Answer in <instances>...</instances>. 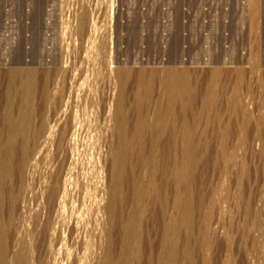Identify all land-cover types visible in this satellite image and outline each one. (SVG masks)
Returning <instances> with one entry per match:
<instances>
[{
    "label": "rangeland",
    "instance_id": "374dc122",
    "mask_svg": "<svg viewBox=\"0 0 264 264\" xmlns=\"http://www.w3.org/2000/svg\"><path fill=\"white\" fill-rule=\"evenodd\" d=\"M54 260L264 264V0H0V264Z\"/></svg>",
    "mask_w": 264,
    "mask_h": 264
},
{
    "label": "bare ground",
    "instance_id": "6f19581e",
    "mask_svg": "<svg viewBox=\"0 0 264 264\" xmlns=\"http://www.w3.org/2000/svg\"><path fill=\"white\" fill-rule=\"evenodd\" d=\"M89 27H90V26H89ZM89 27H88V28H89ZM91 28H92V27H91ZM83 31H84V30H83ZM84 32H85V31H84ZM87 34H89V32H88ZM84 35H85V34H84ZM94 40H95V39H94ZM95 46H96V45H95ZM89 48H90V47H89ZM83 51H84V50H83ZM85 51H86V50H85ZM83 55H85V54H83ZM82 57H83V56H82ZM86 58H87V57H86ZM82 60H83V59H82ZM94 64H95V63H94ZM100 64H101V63H100ZM105 64H106V63H105ZM97 66H98V65H97ZM109 67H110V66H109ZM77 68H78V67H77ZM79 68H80V67H79ZM100 68H101V67H100ZM75 72H77V70H76ZM75 72H74V73H75ZM77 73H78V72H77ZM60 75H62V74H60ZM68 75H69V74H68ZM74 75H75V74H74ZM89 75H90V74H89ZM100 75H101V74H100ZM111 75H113V74H111ZM80 76H81V75H80ZM60 77H61V76H60ZM62 77H63V76H62ZM71 78H72V77H71ZM97 78H98V77H97ZM64 79H65V78H64ZM73 79H74V78H73ZM85 80H86V79H85ZM67 81H68V80H67ZM72 81H73V80H72ZM75 81H76V80H75ZM77 82H78V81H77ZM87 82H88V81H87ZM65 83H66V82H65ZM70 84H71V83H70ZM74 84H75V83H74ZM84 84H85V83H84ZM86 84H87V83H86ZM86 84H85V85H86ZM98 84H99V83H98ZM67 85H68V84H67ZM65 86H66V85H65ZM99 86H100V85H99ZM99 86H98V88H99ZM101 87H102V86H101ZM72 88H73V86H72ZM77 88H78V87H77ZM86 88H87V87H86ZM89 88H90V87H89ZM75 89H76V88H75ZM83 89H84V88H83ZM92 89H93V88H92ZM85 90H86V89H85ZM85 90H84V91H85ZM94 90H95V89H94ZM68 91H69V90H67V92H68ZM81 91H82V90H81ZM91 91H92V90H91ZM101 91H102V90H101ZM64 92H65V91H64ZM69 92H71V91H69ZM76 92H77V90H76ZM82 92H83V91H82ZM82 92H81V93H82ZM57 93H58V92H57ZM61 93H62V92H61ZM61 93H60V94H61ZM85 93H86V91H85ZM93 93H94V92H93ZM109 93H110V91H109ZM71 94H73V92H71ZM71 94H70V93H69V94L67 93V95H71ZM78 94H79V92H78ZM83 94H84V93H83ZM83 94H81V95H83ZM87 94H88V93H87ZM95 94H96V93H95ZM81 95H78V97H80ZM55 96H56V95H55ZM58 96H59V94H58ZM65 96H66V95H65ZM73 96H74V95H73ZM76 96H77V95H76ZM113 96H114V95H113ZM60 97H61V96H60ZM63 97H64V95H63ZM69 97H70V96H69ZM74 97H75V96H74ZM87 97H88V96H87ZM89 97H90V96H89ZM99 97H100V96H99ZM84 98H85V97H84ZM92 98H93V97H92ZM113 98H114V97H113ZM113 98H112V100H113ZM67 99H68V97H67ZM73 99L75 100V98H73ZM76 99H77V98H76ZM78 99H79V98H78ZM108 99H109V98H108ZM74 100L72 101V97H71V101L74 102ZM93 100H94V99H93ZM93 100H92V101H93ZM97 100H98V99H97ZM103 100H105V99H103ZM106 100H107V99H106ZM77 101H79V100H77ZM77 101H76V103H77ZM81 101H83V100H81ZM90 101H91V100H90ZM109 101H110V100H109ZM69 102H70V101H69ZM69 102H67V103H69ZM96 102H97V101H96ZM103 102H104V101H103ZM103 102H101V103H103ZM111 102H112V101H111ZM111 102H110V104H111ZM60 103H61V102H60ZM80 103H81V102H80ZM86 103H87V102H86ZM90 103H91V102H90ZM98 103H99V101H98ZM105 103H106V102H105ZM63 104H65V103H63ZM94 104H95V103H94ZM103 104H104V103H103ZM82 105H83V104H82ZM86 105H87V104H86ZM86 105H85V106H86ZM96 105H97V104H96ZM108 105H109V104H108ZM63 106H64V105H63ZM66 106H67V105H66ZM69 106H70V105H69ZM79 106H80V105H79ZM90 106H91V105H90ZM94 106H95V105H94ZM97 106H98V105H97ZM105 106H106V105H105ZM59 107H62V106H59ZM77 107H78V106H77ZM107 107H110V106H107ZM68 108H69V107H68ZM68 108H67V109H65V107H62V108H60V109L58 108L57 113H55L56 115H55V117L53 118L54 120L52 119V120L55 122V125L53 124L54 126L51 127L48 131L45 130V131H47V132H46L47 135L45 134V135H46V139H45V136H43L44 139L46 140V144H45V146H47V143H48V142H51L50 144H52V142L55 141L54 139H57V138H55V137H56L57 133H58L60 130H61V132H62V128L64 129V130H63V137H64V139H63V138H62V139L64 140V143H65V144H64V143H62V144H64V145L66 146V148H68V150L65 149L66 151H69V149L71 150V147L73 148L74 146L76 147V146H79V145H80L79 143H78L79 145H76L77 142L79 141V139L81 138V136L79 135V132L81 131V129L78 130V127H77V125H76V121L74 120L75 118L73 119L74 122H71V121H70L69 123H68V122L65 123V122H66L65 119L67 118V117H66V110H68ZM84 108H85V107H84ZM69 109H70V108H69ZM73 109H74V108H73ZM95 109H97V108H95ZM108 109H111V108H108ZM81 110H82V109H81ZM84 110H85V109H84ZM91 110H92V108H91ZM71 111H72V110H71ZM71 111H70V113H71ZM86 111H87V110H86ZM92 111H93V110H92ZM101 111H102V110H101ZM104 111H105V110H104ZM79 112H81V111H79ZM93 112H94V111H93ZM110 112L112 113V110H111ZM110 112H109V113H110ZM67 113H69V111H68ZM87 113H88V112H87ZM87 113H86V116L88 115ZM89 113H90V112H89ZM99 113H100V112H99ZM103 113L105 114V112H103ZM75 114H76V113H75ZM75 114H74V115H75ZM77 114H78V113H77ZM90 114H91V113H90ZM90 114H89V115H90ZM92 114H93V113H92ZM95 114H96V113H95ZM104 114H103V116H104ZM68 115H69V114H68ZM68 115H67V116H68ZM74 115H73V117H75ZM78 115H79V114H78ZM89 115H88V116H89ZM110 115H111V114H110ZM71 116H72V114H71ZM79 116L82 117V115H79ZM86 116L84 115V117H86ZM92 117H93V116H92ZM99 117H100V116H99ZM104 117H105V116H104ZM110 117H111V116H109V118H110ZM71 118H72V117H71ZM86 118H87V117H86ZM105 118H106V117H105ZM109 118H106V120H107L106 122L109 121V120H108ZM67 119H68V118H67ZM82 119H83V118H82ZM95 119H96V118H95ZM102 119H103V118H102ZM49 120H50V119H49ZM68 120H69V119H68ZM73 120H72V121H73ZM79 120H80V119H79ZM77 121H78V120H77ZM80 121L82 122L83 120H80ZM92 121H93V120H92ZM98 121H99V120H98ZM86 122H87V121H86ZM86 122H83V123H86ZM100 122H101V121H100ZM104 122H105V121H104ZM49 123H50V121H49ZM51 123H53V122H51ZM77 123H78V122H77ZM98 123H99V122H97V124H98ZM109 123H110V121H109ZM79 124H80V123H78V126H79ZM100 124H101V123H100ZM63 125H65V126L63 127ZM84 125H86V124H84ZM87 125H88V124H87ZM104 125H106V124H104ZM89 126H90V124H89ZM99 126H100V125H99ZM101 126H103V125H101ZM49 127H50V126H49ZM80 127H82V124H81ZM91 127H92V126H91ZM83 128H84V127H83ZM86 128H87V127H86ZM108 128H109V127H108ZM45 129H48V128H45ZM88 129H89V128H88ZM104 129H105V128H104ZM106 129H107V128H106ZM83 130H84V129H83ZM83 130H82V131H83ZM84 131H85V130H84ZM86 131H88V130H86ZM93 132L95 133V131H93ZM99 132H100V131H99ZM105 132H106V131H105ZM84 133H85V132H84ZM89 133H90V132H89ZM81 134H83V133L81 132ZM102 134H103V133H102ZM83 135H84V134H83ZM87 135L90 136L89 134H87ZM87 135H86V136H87ZM103 135H104V134H103ZM105 135H106V134H105ZM79 136H80V138H79ZM84 136H85V135H84ZM86 136H85V137H86ZM95 137H96V135H95ZM44 139H42V142H45V141H43ZM84 139H85V138H83V141H84ZM63 140H62V141H63ZM88 141H90V140H88ZM103 141H104V140H103ZM55 142H56V141H55ZM57 142H58V140H57ZM85 142H86V140H85ZM85 142H84V143H85ZM90 142H91V141H90ZM101 142H102V140H101ZM38 143H39V142H38ZM94 143H95V142H94ZM50 144H48V145H50ZM58 144H59V143H58ZM81 144H82V143H81ZM87 144H88V143H87ZM97 144H98V143H97ZM53 145H54V144H53ZM93 145H94V144H93ZM38 146H39V145H38ZM40 146H41V144H40ZM42 146H43V148H44L43 143H42ZM58 146H60V145H58ZM89 146H90V145H89ZM89 146H88V147H89ZM48 147H49V146H48ZM53 147H56V146H53ZM79 147H80V146H79ZM81 147H85V146L82 145ZM43 148L39 149L40 152L37 154L36 158H34V160H35L36 162L38 161L39 158H41V156H42V154H43V152H41V151H43V150H42ZM45 148H46V147H45ZM49 148H50V147H49ZM58 148H60V147H58ZM93 148H94V147H93ZM100 148H101V147H100ZM50 149H51V148H50ZM54 149H55V148H54ZM82 149H83V148H82ZM82 149H81V150H80V149H77V150H80V152H81ZM91 149H92V148H91ZM46 150H47V149H46ZM46 150L44 149L45 152H46ZM58 150H59V149H58ZM73 150L76 152L75 148H74ZM73 150H72V151H73ZM89 150H90V149H89ZM37 151H38V150H37ZM49 151L52 153V151H54V150H52V151L49 150ZM63 151H64V150H63ZM86 151H88V150H86ZM100 151H101V150H100ZM59 152H60V151H59ZM78 152H79V151H78ZM84 152H85V150H84ZM84 152H83V153H84ZM90 152H91V151H90ZM93 152H94V150H93ZM102 152H103V151H102ZM65 153H67V152H65ZM71 153H72V152H71ZM96 153H97V152H96ZM34 154H35V153H34ZM44 154H45V153H44ZM44 154H43V157H42V158L45 157ZM46 154H47V153H46ZM49 154H50V153H49ZM69 154H70V153H69ZM80 154H81V153H80ZM80 154H79V155H80ZM94 154H95V153H94ZM101 154L103 155V153H101ZM75 155H76V154H75ZM46 156H47V155H46ZM48 156H49V155H48ZM54 156H55V155H54ZM34 157H35V155H34ZM50 157H51V156H50ZM50 157H49V158H50ZM55 157H56V156H55ZM58 157H59V155H58ZM60 157H62V156H60ZM69 157H70V158H69ZM69 157H68V159H66V161H68V168H67L66 172H64V170L62 171V169H61L62 173H65V174H66V178H64L63 180H61V181H63V182L60 184V185H62V189L59 191V195H60L59 197H60V198H56V199H59V200H57V201H58V207H59V210H60L61 207H62L61 210H63V202H64V200H67V199H65V198L69 196V195H68V190H67V188H68V187H67V186H68V178H70V176H72V174H73V172H74V170H75V168H76V166H77V162H76L74 159L77 158L78 156L75 157V156H73V155H70ZM73 157H75V158H73ZM80 157H81V156H80ZM82 157H84V156H82ZM102 158H103V157H102ZM30 159H31V158H30ZM45 159H46V158H45ZM50 159H51V158H50ZM52 159H53V158H52ZM62 159H63V157H62ZM77 159L80 160V158H77ZM77 159H76V160H77ZM95 159H96V158H95ZM32 160H33V159H32ZM32 160H31V161H32ZM42 160H44V159H42ZM46 160H47V159H46ZM81 160H82V163H85V164H86L85 161L83 162V158H82ZM90 160H91V158H90ZM96 160H98V159H96ZM29 161H30V160H29ZM31 161H30V162H31ZM35 161H34L33 163H31L33 167L36 166V162H35ZM39 161H40V160H39ZM39 161H38V162H39ZM44 161H45V160H44ZM63 161H64V160H63ZM63 161L61 162L60 165H62ZM77 161H78V160H77ZM86 161H87V160H86ZM99 161H100V160H99ZM99 161H98V164H100ZM40 162H41V161H40ZM42 162H43V161H42ZM42 162L39 163V164H42ZM48 162H49V161H48ZM92 162L95 163L94 161H92ZM92 162H91V163H92ZM43 163H44V162H43ZM53 163H54V162H53ZM57 163H58V162H57ZM65 163H66V162H65ZM88 163H89V162H88ZM88 163H87V165H90V164H91V163H89V164H88ZM93 163H92V164H93ZM46 164H47V163H46ZM78 164H79V163H78ZM80 164H81V163H80ZM92 164H91V165H92ZM29 165H30V164H29ZM37 165H38V163H37ZM54 165H55V164H54ZM54 165H53V166H54ZM58 165H59V163L57 164V166H58ZM60 165H59V166H60ZM94 165H95V164H94ZM94 165H93V166H94ZM39 166H40V165H39ZM39 166H38V167H39ZM98 166H100V165H98ZM29 167L32 169L31 166H29ZM50 167H52V164L50 165ZM50 167H49V168H50ZM83 167H85V166H83ZM95 167H97V166L95 165ZM95 167H94V168H95ZM39 168H41V167H39ZM54 168H55V167H54ZM57 168H58V167H57ZM90 168H91V167H90ZM37 169H38V168H37ZM47 169H48V168H47ZM47 169H46V170H47ZM58 169H60V167H59ZM63 169H64V168H63ZM92 169H93V168H92ZM33 170H34V169H33ZM44 170H45V169H44ZM54 170H56V169H54ZM80 170H81V169H80ZM39 171H40V170H39ZM61 171H60V172H61ZM76 171H78L77 168H76ZM99 171H100V170H99ZM40 172H41V171H40ZM42 172H43V170H42ZM48 172H49V171H48ZM51 172H52V171H51ZM51 172H49V173L51 174ZM58 172H59V170H58ZM102 172H103V171H102ZM30 173H31V172H30ZM52 173H53V172H52ZM68 173H70V175H67ZM79 173H80V171H79ZM60 174H61V173H60ZM60 174H59V175H60ZM92 174H93V173H92ZM94 174H95V173H94ZM102 174H103V173H102ZM52 175H53V174H52ZM61 175H62V174H61ZM99 175H101L100 172H99ZM99 175H98V176H99ZM47 176H48V175H47ZM53 176H54V175H53ZM63 176H65V175H63ZM73 176H74V175H73ZM60 177H62V176H60ZM60 177H59V176H56V178H60ZM76 178H77V177H76ZM49 179H50V178H49ZM54 179H55V178H54ZM54 179H53V180H54ZM72 179L74 180V178H72ZM98 179H99V178H98ZM102 179H103V178H102ZM50 180H51V179H50ZM69 180H70V179H69ZM56 181H57V180H56ZM61 181H60V182H61ZM38 182H39V181H38ZM51 182H52V181H51ZM51 182H50V183H51ZM58 182H59V181H58ZM60 182H59V183H60ZM52 183H53V182H52ZM95 183H98V182L96 181ZM46 184H47V182H46ZM53 184H54V183H53ZM53 184H52V185H53ZM84 184H85V182H84ZM57 185L60 186L59 184H57ZM71 185H72V184H71ZM71 185H70V188H71ZM74 185H76V184H74ZM74 185H72V188H73V189H74V187H73ZM96 185H97V184H96ZM98 185H99V183H98ZM98 185H97V186H98ZM48 186H49V185H48ZM54 186H55V184H54ZM103 186H104V184H103ZM55 187H56V186H55ZM98 187H99V186H98ZM101 187H102V186H101ZM60 188H61V187H60ZM39 189H40V188H39ZM47 189H48V187H47ZM47 189H46V191H47ZM73 189H71V190H73ZM94 189H95V188H94ZM103 189H104V188H103ZM103 189H102V190H103ZM54 190H55V188H54ZM56 190H59V189H56ZM71 190H70V191H71ZM96 190H97V189H96ZM33 191H34V190H33ZM44 191H45V190H44ZM52 191H53V190H52ZM97 191H98V190H97ZM54 192H56V191H54ZM89 192H90V191H89ZM39 193H40V192H39ZM97 193H98V192H97ZM34 194H35V193H34ZM55 194H56V193H55ZM57 194H58V192H57ZM69 194H70V193H69ZM84 194H85V193H84ZM88 194H90V193H88ZM29 195H30V194H29ZM35 195H36V194H35ZM67 195H68V196H67ZM73 195H74V193H73ZM76 195H77V194H76ZM78 195H79V194H78ZM78 195H77V196H78ZM24 196H25V195H24ZM57 196H58V195H57ZM96 196H97V195H96ZM50 197H51V196H50ZM52 197H53V196H52ZM52 197H51V198H52ZM69 197H71V196H69ZM91 197H92V196H91ZM31 198H33V197H31ZM36 198H38V197H36ZM43 198H44V197H43ZM89 198H90V197H89ZM96 198H97V197H96ZM47 199H48V198H47ZM52 199H54V198H52ZM52 199H51V200H52ZM68 199H69V198H68ZM75 199H78V198H75ZM82 199H83V198H82ZM97 199H98V198H97ZM99 199H100V198H99ZM54 200H55V199H54ZM54 200H53V202L56 201V200H55V201H54ZM72 200H73V199H72ZM85 200H86V198H85ZM89 200H90V199H89ZM101 200H102V199H101ZM101 200H100V201H101ZM38 201H39V200H38ZM41 201H42V199H41ZM83 201H84V200H83ZM100 201H99V202H100ZM67 202H68V201H67ZM97 202H98V201H97ZM101 202L103 203L104 201L102 200ZM34 203H35V200H34ZM41 203H42V202H41ZM45 203H46V202H45ZM51 203H52V202H51ZM51 203H50V205L53 206V204H51ZM68 203H69V202H68ZM70 203H71V202H70ZM54 204H55V203H54ZM64 204H66V208H67V203L64 202ZM71 204H72V203H71ZM71 204H70V207H71ZM73 204H74V203H73ZM94 204H95V203H94ZM105 204H106V203H105ZM27 205H28V204H27ZM56 205H57V204H56ZM56 205H55V206H56ZM84 205H85V204H84ZM81 206H82V205H81ZM95 206H96L97 208H100V207L102 206V204L97 203V205H95ZM25 207H26V206H25ZM38 207H39V206H38ZM53 207H54V206H53ZM78 207H80V206H78ZM84 207H85V206H84ZM34 208H35V207H34ZM36 208H37V207H36ZM56 208H57V207H56ZM90 208H91V206H90ZM48 209H49V208H48ZM53 209H55V208H53ZM57 209H58V208H57ZM57 209H55V210L57 211ZM68 209H70V208H68ZM73 209H74V208H73ZM51 210H52V208L50 209V211H51ZM55 210H52V211H55ZM82 210H83V209H82ZM82 210H81V211H82ZM96 210H97V209H96ZM101 210H102V209H99V211H101ZM52 211H51V212H52ZM56 211H55V212H56ZM63 211H64V213H65V210H63ZM99 211L97 210V212H99ZM37 212H38V211H37ZM46 212H47V211H46ZM57 212H58V211H57ZM88 212H89V211H88ZM71 213H72V212H71ZM52 214H55V213H52ZM56 214H58V213H56ZM59 214H60V213H59ZM62 214H63V213H62ZM104 214H105V213H104ZM99 215H101V214H99ZM99 215H98V216H99ZM35 216H36V215H35ZM51 216H53V215H51ZM57 216H58V215H57ZM66 216H67V215H66ZM83 216H84V215H83ZM58 217H59V216H58ZM64 217H65V216H64ZM72 217H73V216H72ZM72 217H71V218H72ZM99 217H100V216H99ZM38 218H39V217H38ZM43 218H44V217H43ZM52 218L54 219L55 217H52ZM52 218H51V219H52ZM67 218H68V217H67ZM69 218H70V217H69ZM77 218H78V217H77ZM77 218H76V219H77ZM87 218H89V217H87ZM44 219H45V218H44ZM48 219H49V218H48ZM59 219H60V218H59ZM59 219H58V220H59ZM61 219H62V217H61ZM61 219H60L59 221H61ZM37 220H38V219H37ZM37 220H36V221H37ZM45 220H46V219H45ZM56 220H57V219H56ZM58 220H57V221H58ZM64 220H65V219H64ZM70 220H71V219H70ZM70 220H69V221H70ZM72 220H73V219H72ZM84 220H85V219H84ZM40 221H41V220H40ZM59 221H58V222H59ZM65 221H66V220H65ZM78 221H79V220H78ZM80 221H81V219H80ZM85 221H86V220H85ZM89 221H90V219H89ZM53 222H54V221H53ZM53 222H52L51 224H54ZM61 222H62V221H61ZM61 222H60V223H61ZM66 222H67V221H66ZM66 222H65V223H66ZM81 222H83V221H81ZM95 222H96V221H95ZM34 223H35V222H34ZM38 223H39V222H38ZM63 223H64V222H62V224H63ZM70 223H71V222H70ZM72 223H74V222H72ZM85 223H86V222H85ZM93 223H94V222H93ZM55 224H56V223H55ZM55 224H54V226H55ZM57 224H58V223H57ZM81 224H82V223H81ZM81 224H80V225H81ZM83 224H84V223H83ZM66 225H69V222H68ZM75 225H76V224H75ZM77 225H78V224H77ZM87 225H88V224H87ZM25 226H26V223H25ZM36 226H37V225H36ZM38 226H39V224H38ZM38 226H37V227H38ZM97 226H98V225H96V227H97ZM33 227H34V226H33ZM41 227H42V226H41ZM52 227H53V226H52ZM58 227H60V226L58 225ZM58 227H57V229H58ZM62 227H63V226H61V228H62ZM70 227H71L72 229H74V228L71 226V224L69 225V228H70ZM74 227H76V226H74ZM81 227H82V226H80V228H81ZM96 227H95V228H96ZM54 228H56V227H54ZM67 228H68V227H67ZM69 228H68V229H69ZM78 228H79V226H78ZM35 229H36V228H35ZM51 229H52V228H51ZM68 229H67V230H68ZM72 229H71L70 231H72ZM75 229L77 230V228H75ZM81 229H83V228H81ZM81 229H80V230H81ZM96 229H98V228H96ZM28 230H29V229H28ZM60 230H61V229H60ZM76 230H75V231H76ZM92 230H93V229H92ZM29 231H30V230H29ZM34 231H35V230H34ZM48 231L55 232V231H58V230H55V229H54V231H53V230H48ZM77 231H78V230H77ZM77 231H76V232H77ZM81 231H82V230H81ZM90 231H91V230H90ZM39 232H40V231H39ZM60 232H62V231H60ZM72 232H73V231H72ZM72 232H71L69 235H71ZM78 232H79V231H78ZM28 233H29V232H28ZM47 233H50V232H47ZM62 233H63V232H62ZM73 233H74V232H73ZM51 234H52V233H50V236L53 237L54 234H53V235H51ZM57 234H58V233H57ZM74 234H75V233H74ZM76 234H77V233H76ZM47 235H48V234H47ZM55 235H56V234H55ZM55 235H54V238H55ZM58 235H59V234H58ZM60 235H61V233H60ZM66 235H67V232H66ZM78 235H79V233H78ZM50 236H49V239L52 238V237H50ZM67 236H68V235H67ZM84 236H85V235H84ZM84 236H83V237H84ZM95 236H96V235H95ZM60 237H61V236H60ZM79 237H80V235H79ZM61 238H64V237H61ZM61 238H60V239H61ZM72 238H73V237H72ZM88 238H89V237H88ZM45 239H46V238H45ZM55 239H57V238H55ZM85 239H86V238L84 237V240H85ZM66 240H67V239H66ZM70 240H71V239H70ZM78 240H79V239H78ZM87 240H88V239H87ZM47 241H48V240H47ZM51 241L54 242V241H56V240H54V241L51 240ZM51 241H49V242H51ZM58 241H59V240H58ZM74 241H75L76 243H79V242H77L76 239H75ZM62 242H63V240H62ZM70 242H71V241H70ZM75 242H74V243H75ZM90 242H91V241H90ZM59 243H60V242H59ZM59 243H58V245H59ZM63 243H65V239H64V242H63ZM76 243H75V244H76ZM82 243H83V242H82ZM49 244H51V243H49ZM49 244H48V245H49ZM55 244H56V242H55ZM80 244H81V242H80ZM80 244H76V245H77L76 247H78V245H80ZM94 244H95V242H94ZM97 244H98V243H97ZM27 245H28V244H27ZM53 245H54V243H53ZM53 245H52V246H53ZM58 245H57V246H58ZM70 245H71V244H70ZM84 245H86V242H85ZM50 246H51V245H50ZM52 246H51V247H52ZM60 246H61V245H60ZM81 246H82V245H81ZM86 246H87V245H86ZM86 246H85V247H86ZM88 246H89V245H88ZM90 246H91V245H90ZM45 247H46V246H45ZM51 247H50V248H51ZM61 247H62V246H61ZM67 247H68V246H67ZM82 247H83V246H82ZM53 248H54V247H53ZM80 248H81V247H80ZM86 248H88V247H86ZM95 248H96V247H95ZM54 249H55V248H54ZM54 249H53V250H54ZM58 249H59V248H58ZM61 249H62V248H61ZM82 249H83V248H82ZM98 249H99V248H98ZM49 250H51V249H49ZM62 250H63V249H62ZM62 250H61V252H63ZM73 250H74V249H73ZM83 250H85V249H83ZM56 251H57V250H56ZM66 251H67V250H66ZM80 251H81V250H80ZM29 252H30V251H29ZM51 252H52V251H51ZM57 252H58V251H57ZM57 252H56V253H57ZM59 252H60V251H59ZM61 252H60V255H62ZM71 252H73V251H71ZM71 252H70L69 254H71ZM46 253H47V252H46ZM77 253H78V252H77ZM94 253H95V252H94ZM28 254H29V253H28ZM52 254L55 255L54 253H52ZM57 254H58V253H57ZM63 254H64V253H63ZM69 254H66V255H68V256H66V257H69ZM84 254H85V253H84ZM44 255H45V254H44ZM46 255H47V254H46ZM58 255H59V254H58ZM56 256H57V255H56ZM71 256H72V255H70V257H71ZM29 257H30V256H29ZM49 257H50L49 260H52V259H51V255H50ZM59 257H60V256H59ZM66 257H65V258H66ZM77 257H78V255H77ZM83 257H84V256H83ZM86 257H87V256H86ZM94 257H95V259H96V255H95ZM52 258H53V257H52ZM81 258H82V256H81ZM29 259H30V258H29ZM54 259H55V258H54ZM72 259H73L72 262H74V259H76V258L74 257V258H72ZM90 259H91V258H90ZM31 260H32V259H31ZM55 260H56V259H55ZM55 260H54L53 262L51 261V262H52L51 264H60L59 262H63V261H61V258H60V261L57 259V261H59V262H57V261H55ZM67 260L69 261L70 259H67ZM67 260H65V261H66L65 263H67ZM78 260H79V259H78ZM78 260L76 259V261H78ZM82 261H83V260H82ZM35 262H36V261H35ZM39 262H40V261H39ZM48 262H49V261H48ZM48 262H47V264H48ZM69 262H70V261H69ZM96 262H97V260H96ZM41 263H44V262H41ZM79 263H80V262H79ZM91 263H92V262H91ZM91 263H90V264H91ZM61 264H62V263H61ZM68 264H69V263H68ZM75 264H76V262H75Z\"/></svg>",
    "mask_w": 264,
    "mask_h": 264
}]
</instances>
